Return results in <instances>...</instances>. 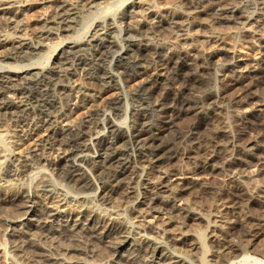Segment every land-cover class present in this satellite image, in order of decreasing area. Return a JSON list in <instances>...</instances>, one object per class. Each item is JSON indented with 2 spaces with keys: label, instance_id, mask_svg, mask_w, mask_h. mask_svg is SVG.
Listing matches in <instances>:
<instances>
[{
  "label": "bare ground",
  "instance_id": "obj_1",
  "mask_svg": "<svg viewBox=\"0 0 264 264\" xmlns=\"http://www.w3.org/2000/svg\"><path fill=\"white\" fill-rule=\"evenodd\" d=\"M40 1L47 4L32 27L20 18L30 0H0V27L9 30L0 28V120L19 126L14 135L27 141L12 152L0 130V179L3 173L25 178L8 185L15 189V217L4 221L13 248L37 252V264H108L86 253L95 258L124 245L131 247L129 264H264V244L254 243L264 238V154L239 142L241 133L254 131L253 114L264 124V93L257 91L264 57L245 60L229 40L243 38L264 55V0ZM110 8L107 19L94 18L81 38L71 37L50 62L36 64L47 39ZM204 20L235 27L205 36L211 47L190 48L198 36L190 27ZM152 34L168 36L155 42ZM152 64L130 84L136 102L126 107L120 81L131 82ZM208 68L214 80L198 90ZM62 97L69 99L65 107ZM225 99L239 108L231 119L238 132L215 111ZM96 101L77 121L56 126ZM182 114L197 117L184 139L188 147L170 136ZM215 116L213 134L190 141ZM184 158L194 159L192 169L177 166ZM214 172L225 173L218 186L210 184ZM195 186L208 193L205 199L185 196Z\"/></svg>",
  "mask_w": 264,
  "mask_h": 264
},
{
  "label": "rangeland",
  "instance_id": "obj_2",
  "mask_svg": "<svg viewBox=\"0 0 264 264\" xmlns=\"http://www.w3.org/2000/svg\"><path fill=\"white\" fill-rule=\"evenodd\" d=\"M157 1L159 2L160 5L172 6V4L174 3L175 0H157ZM30 2H32V4L30 5V7L26 11H24L23 14L20 15V18H22L25 21L30 22V25L32 27H34V25H35V24H33L34 18L37 16V14L39 12H41L44 9V7L46 6L47 3L40 1V0H30ZM123 2H124V0H121L117 3H118V5H120ZM128 2H129V0L125 1L124 4H126ZM114 8H116V7H114ZM179 8L181 10H184L185 7H183V5H180ZM107 10H106L107 12H101V11L99 12L98 11L95 15H93V14L87 15L84 18L83 22L79 23L76 26V29H74L73 32L63 33V35L60 34L58 36H54L50 39H47L46 42L50 46L47 49L43 50L44 55L38 59L36 64L44 65V64H46V61L49 60V58H50V60L53 59V57L58 53L59 48L65 43V41H68L69 39H74L71 37L76 36L75 38H81L83 36L85 30L90 26V24L94 18L107 19V16H110L114 12L113 8H110ZM262 15H264L263 10H262ZM136 17H139V16H133L132 18H136ZM206 23H208V24L206 25ZM123 24H124L123 20L117 22V25L119 27H122ZM198 25H199V27H197ZM191 27H190V29H191L190 31L196 30V33H198L197 34L198 36L195 37L196 39L194 38L195 40H193L191 43H189V46L191 45L190 48L195 47L197 49H200V48H205V47H209V46L211 47L214 44L212 38H211V40L207 39L208 36L215 34L214 32L221 33V32H224V31H226L232 27H235V23L230 22V21H219L218 23H216V21L212 22V21H205L204 20L201 23V25L196 24V25H192ZM0 28H1L2 32H9L7 27H5L4 25H1ZM211 31H213V32L210 33ZM28 33H30V32L28 31ZM115 33L118 35L120 34L122 36V31H120V30L115 31ZM199 34H201V35H199ZM167 36H168V34L166 35V37H163L161 34H157V35L152 34L151 38L153 41L157 42L160 38H167ZM33 40H35V39L33 38ZM229 40L234 41L233 44L235 45L236 49L239 50L240 54H242V56L245 58V60L249 61V60H253L254 58L264 57L263 52L255 44L248 43L243 38L234 39V38H231V36H229ZM0 50H1V48H0ZM0 53H2V52L0 51ZM50 60H49V62H50ZM152 66H153V64L150 65L145 71H143L141 76H139V77L137 76L131 82H124L123 80L120 81L121 90L123 92V95L125 96V102L124 103H125L126 107L133 104V102L134 103L136 102L135 96L132 94V92L130 90V84L134 83V81H137L138 79H140V77H143V76L149 74L150 71L152 70ZM213 80H214V75H213L212 68L206 69L202 73L201 85H200V88L198 90L203 89L206 84L212 83ZM238 88L239 87H235L234 89H231L230 93H233V95H234L235 93L239 92ZM113 91H115V90H113ZM257 91L259 92V94L264 93V83H262L260 86H258ZM111 92H112V90H108L107 92H105L103 94V96L108 97L112 94ZM192 92H195L194 89H192ZM68 100H69L68 97H62L60 99L62 107L66 106ZM98 101H96L92 104L86 105L82 109L81 108H79L78 110L76 109L77 111L75 110L70 116H67L64 121L57 120L56 126L59 128L62 126L63 122H67L70 120L77 121V118H79L83 114L84 111H86L88 109H92L95 106H97ZM208 106L209 105H205V107H208ZM250 106H251V104L248 105V107H250ZM238 109L239 108L236 105L231 104L228 99H225L222 102L221 109L215 110L216 112L218 110H221L222 113L225 114V116L229 119V128L231 129L232 133L239 131V128L237 126H234L233 125L234 122H232V120H231L232 116L235 113H237ZM30 117H31V115L28 116V118H30ZM260 118L261 117L259 115L253 114L252 117H250V123H252V125L255 126L254 131L241 133V136L239 139V142L240 141H243L246 143L249 142V144L247 146H249V148L251 149L252 152L258 154L259 156L264 154V124L263 125L260 124V122H259ZM218 119L219 118L217 116H215L214 118H211L209 120L206 127L198 128L197 131L195 132V138L190 139V141H193L195 139H197V140L208 139L213 134V132L216 130ZM196 120H197V117L193 114H182V115H180V117H178L175 121V124H174L175 130L172 133H170V136L174 137L175 141L178 142V144L185 145L188 147L189 145H186V142L184 139L187 138V135L189 133V126L192 123H194ZM21 126H22L23 130L28 129L27 123L21 122ZM17 128H19V126H16L14 123L12 125H9V127H7L0 120V130H2L5 133L6 140L11 139V140H7L8 141L7 144L10 146L9 149H11L12 152L17 150L18 148H22V146L26 145V143H27L26 140H22V141H20V143L18 142V140H17L18 137H16L14 135V134H16L15 129H17ZM6 131H7V133H6ZM11 133H13V135ZM252 135H256V136L254 138H251L250 140H248ZM20 138H22V137H20ZM10 141H12V142H10ZM175 163L180 168L192 169L194 164H195V161H194V159H191V158H184V159H181L179 161H176ZM200 175L204 176L203 173H200ZM212 175L214 178L213 179L211 178L210 184L218 186L219 185L218 182L220 181V179L223 176H225V173L224 172L223 173L214 172ZM24 179L25 178H23L20 175H19V177L10 176V175L4 174V173L1 175V179H0V264H37V262H39L41 260V257L37 252L31 251L27 247L26 248L20 247L21 249L20 248H18V249L13 248L11 239L7 233V228H6L7 226H5L6 225L5 221H4L5 219H12L13 215H14L13 218L15 217V213L13 212V210L15 209L14 208L15 203H13V201H10V198H12L14 196L13 194H15V192H14L15 189L13 190L12 188H9L8 185H13V186L17 187L18 183ZM191 194L195 195L197 200H200V199L203 200V199H205L204 196H207L208 193L205 190L200 189V188L195 186L194 189L190 192H187L185 194V196H188V197L192 196L193 197V195H191ZM120 196H121V194H119V193L113 195V200L115 202H117V200H120ZM3 199H5V200H3ZM147 218H149V217H147ZM193 227H196V226L194 225ZM146 234L152 235L153 233L151 231H147ZM84 235L85 234H81V236H83V238H84L83 240L86 239L85 241L93 242V239H91L90 235H88V234H86V236H84ZM152 236H154V235H152ZM39 237H40L41 241H43L41 243H44V245H46V246H50L53 253L59 252L60 249L58 248V246L56 245L57 246L56 247V246H54V244L52 245L50 239L45 238L44 234H40ZM62 238H64V237H62ZM88 238H89V240H88ZM154 238H155V236H154ZM254 243H256L255 246L256 245L258 247L262 246V244H264L263 236H259ZM99 245H97V246L100 249H103L102 244H99ZM76 248L77 247H75V249ZM130 248H131L130 246L124 245L119 250V252L116 251L117 253L116 252L113 253L114 251L112 249H108L106 251H104V249H103V253L100 254L101 256L99 255V257L98 256L96 257L95 255H93V256H95V258H94L89 254V252L86 253V256H88L89 258H92V259H96V258L97 259H99V258L106 259L108 261V264H129V260H128V257H129L128 253L129 252L128 251H130V250H128V249H130ZM75 249L71 250V252L66 253V255H69L70 253L73 254V252L75 253ZM121 252H122V254H121ZM84 254H85V252H84ZM126 254H128V255H126ZM111 257H112V259H111ZM116 260H117V262H116ZM143 262H146V261L143 260Z\"/></svg>",
  "mask_w": 264,
  "mask_h": 264
}]
</instances>
